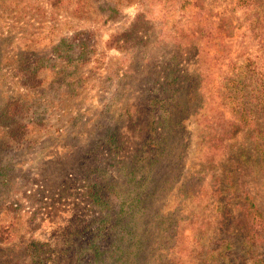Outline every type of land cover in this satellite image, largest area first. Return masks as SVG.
<instances>
[{"label":"rangeland","instance_id":"obj_1","mask_svg":"<svg viewBox=\"0 0 264 264\" xmlns=\"http://www.w3.org/2000/svg\"><path fill=\"white\" fill-rule=\"evenodd\" d=\"M253 73L264 0H0V264H116L92 255L110 243L104 185L119 199L140 186L146 218L179 220L175 253L154 220L137 264L220 258L213 191L226 169L251 182L235 154L251 150L238 102Z\"/></svg>","mask_w":264,"mask_h":264},{"label":"trees","instance_id":"obj_2","mask_svg":"<svg viewBox=\"0 0 264 264\" xmlns=\"http://www.w3.org/2000/svg\"><path fill=\"white\" fill-rule=\"evenodd\" d=\"M37 71V69L32 70V74H26V79L28 81L31 79L34 84L38 83L40 80L37 78ZM246 73L244 72L243 75H246ZM250 79V83H254V86L250 87L246 94L241 95L239 102H241L242 106L238 102L240 107L238 115L240 121L250 128L248 142L251 145V150L246 151L241 149L236 152L235 157L241 167L250 169L251 182H243V186L238 187V176L234 174L232 169L224 170L223 175L219 176L214 186V197L212 198V204L216 213L215 228L213 229V233L208 235V240L211 243H217L222 250L219 252L220 258H217L213 254L216 251V247L214 245L208 247L204 258L199 259V264L202 262L204 264H236V260L231 258L233 256L234 241L230 233L234 232L235 228H237V236L243 227L240 228L238 225H235L237 223L234 217L236 209L245 221V229L241 241L243 247L237 259L238 263L264 264V256L260 252L264 245V196H262L261 190L258 188L259 186H264V120L260 122V120L255 119L256 109L264 112V74H261V77H259L253 73ZM243 97L244 99H242ZM250 102H253V105ZM18 112L17 108L13 111V113ZM169 120L170 117L166 119L167 127L165 130L169 128L171 131L173 126L171 127L172 122H169ZM22 127L21 122L14 123L11 128L12 137L20 138L22 135L17 136L16 134L22 132ZM208 137L210 139L208 143L212 144V139L210 136ZM213 139L217 138L213 136ZM223 160L226 161L227 159L224 158ZM140 178H143V175ZM135 191L136 194H128L119 199L116 189L111 188L110 185L95 187L94 194H96V201L104 207V211L106 212L100 219L102 223L101 228H104L108 224L111 229L109 245H105V247L101 246L102 244L100 243L93 245L92 255L96 257L97 262L104 263L108 259H111L116 264H124L127 261H136L135 264H137L141 255L147 256L145 251L147 232L151 228L156 216L145 217L147 209L142 206L144 189L138 186ZM113 207L116 213L112 220L110 209ZM179 225V220L177 222L174 220L168 222V220H163L161 216H157L154 228H156V232L159 228L162 231L169 230L166 234L168 240L171 242L173 238H176ZM3 237L4 234L0 236V240ZM157 242L158 240L155 241V243ZM175 247L176 244L171 242L170 247H165V249H168V254H173L176 251ZM3 263H6V261ZM171 263L170 260L167 262V264ZM174 264L184 263L174 262Z\"/></svg>","mask_w":264,"mask_h":264}]
</instances>
